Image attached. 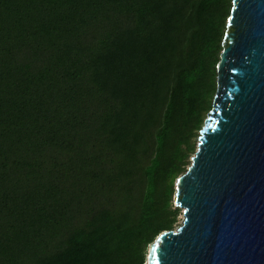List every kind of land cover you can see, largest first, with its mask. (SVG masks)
<instances>
[{
    "label": "trees",
    "instance_id": "obj_1",
    "mask_svg": "<svg viewBox=\"0 0 264 264\" xmlns=\"http://www.w3.org/2000/svg\"><path fill=\"white\" fill-rule=\"evenodd\" d=\"M232 1L0 0V264H146Z\"/></svg>",
    "mask_w": 264,
    "mask_h": 264
},
{
    "label": "water",
    "instance_id": "obj_2",
    "mask_svg": "<svg viewBox=\"0 0 264 264\" xmlns=\"http://www.w3.org/2000/svg\"><path fill=\"white\" fill-rule=\"evenodd\" d=\"M212 108L147 264H264V0H233Z\"/></svg>",
    "mask_w": 264,
    "mask_h": 264
},
{
    "label": "rangeland",
    "instance_id": "obj_3",
    "mask_svg": "<svg viewBox=\"0 0 264 264\" xmlns=\"http://www.w3.org/2000/svg\"><path fill=\"white\" fill-rule=\"evenodd\" d=\"M194 156V155H193ZM192 156V157H193ZM192 157H191V159H190V163H189V165L187 166V168H186V171H187V169L189 168V166L192 164ZM185 171V172H186ZM175 200V199H174ZM174 207H177V208H179V214H178V218H177V223L175 224V228L174 229H176V228H178L181 224H182V221H183V209L181 208V207H179L178 206V204L176 203V202H174ZM149 250H150V246H149V248H148V253H149ZM147 258H148V254H147ZM146 264H147V261H146Z\"/></svg>",
    "mask_w": 264,
    "mask_h": 264
}]
</instances>
